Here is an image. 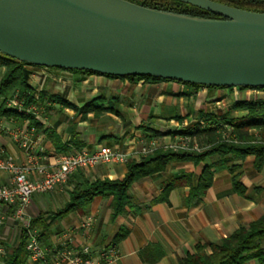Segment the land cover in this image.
<instances>
[{"label":"crops","instance_id":"1","mask_svg":"<svg viewBox=\"0 0 264 264\" xmlns=\"http://www.w3.org/2000/svg\"><path fill=\"white\" fill-rule=\"evenodd\" d=\"M5 71L0 67V81ZM27 71L28 84L35 95L31 106L36 114L30 115L39 126L31 125L28 119L14 117H7V125L35 129L29 137L33 141V153L41 163L55 165L61 154L93 153L102 146L129 155L126 163L80 169L67 184L50 193L33 196L27 220L36 219L41 212L48 213L50 249H61L66 245L81 251L89 247L92 258L97 261L102 251L115 247L117 259L106 264H150L142 259L141 253L154 246L162 252V258L155 264H179L187 255L194 254L197 246L209 247L241 228L248 229L264 217V168L257 171L255 158L247 156L233 159L225 169L215 171L212 186L200 200L190 198L191 187L198 184L204 167L217 162L218 157L208 158L199 165L175 161L165 171L136 182L130 195L139 211L128 209L126 214L112 220L111 200L97 197L85 210L54 219L52 214L70 202V194L76 185L98 179L123 180L128 171L127 164L141 158L135 153L143 146L153 141L160 145L177 142L182 137L180 132L199 124L204 126L206 117L216 120L244 117L246 111L233 109V106L243 100L249 101V98H232L239 95L237 88H199L174 81L146 79L131 81L32 66H28ZM239 91L256 90L239 88ZM54 98L68 102L73 108ZM93 101L106 109L84 114L81 110ZM110 107L116 112L107 109ZM0 148L18 163L28 162L20 145L3 133H0ZM232 167H238L236 173L245 189L243 194L234 188ZM174 180L177 186L165 200L157 201L162 198L165 185ZM11 183L9 173H0V186ZM15 210L16 206L2 207L0 245L5 248L6 255L0 259V264H5L23 241L24 228L16 220ZM122 228L129 234L115 245L114 240ZM26 264L56 263L52 260L37 263L28 259ZM248 264L259 262L253 260Z\"/></svg>","mask_w":264,"mask_h":264},{"label":"water","instance_id":"2","mask_svg":"<svg viewBox=\"0 0 264 264\" xmlns=\"http://www.w3.org/2000/svg\"><path fill=\"white\" fill-rule=\"evenodd\" d=\"M177 1L224 19L126 0H0V53L32 67L264 89V14Z\"/></svg>","mask_w":264,"mask_h":264},{"label":"trees","instance_id":"3","mask_svg":"<svg viewBox=\"0 0 264 264\" xmlns=\"http://www.w3.org/2000/svg\"><path fill=\"white\" fill-rule=\"evenodd\" d=\"M139 6L161 12L179 14L183 16L221 20V16L206 12L194 6L179 2L177 0H126ZM239 10L257 12L264 14V0H211ZM24 62L18 61L0 53V67L6 69L0 81V99L8 97L15 91H19L26 98V106L30 107L35 102V95L28 84L27 67ZM41 68V67H40ZM61 70V69H60ZM67 71V70H65ZM88 75H100L89 71H76ZM117 78V77H112ZM131 81L146 79L151 82L170 81L153 77H127ZM175 82V81H174ZM180 83V82H178ZM184 84V83H181ZM194 87L198 85L186 84ZM208 88V87H205ZM215 88V87H210ZM223 89V88H220ZM226 89V88H225ZM234 89V88H229ZM247 90L250 88H240ZM264 91L262 88L251 89ZM55 101L64 106L72 107L71 104L59 98ZM104 106L93 101L85 106L81 111L88 114L92 111H103ZM116 112L115 108H107ZM233 109L246 111L244 117L236 119L205 118V125H197L191 130L182 131L179 135L197 141L200 146H205L200 152H175L172 150L159 149L153 155L141 157L127 164V174L123 180L98 179L91 183L76 185L70 194V202L60 211L52 214L54 219H60L71 212L82 211L88 208L97 197L111 200L112 220L127 213L128 209H136L130 191L133 185L139 180L151 175L165 171L168 165L175 161L191 162L199 165L211 157H218V161L211 165H206L196 186L191 187L190 198L200 200L210 189L214 179V172L225 169L233 159H245L247 156L255 158V168L262 171L264 168V142H256L257 137L250 133L251 130H259L264 136V100H254L251 102L242 101L234 104ZM0 115L14 117L16 119H28L31 125L39 126L32 115L18 114L15 109L8 110L4 102L0 104ZM231 128V138L238 143L225 141L223 134ZM55 144L58 140L53 137ZM203 143L205 145H203ZM233 173V185L237 192L243 194L245 189L239 183L238 167L230 168ZM187 177V176H184ZM177 186L176 180L168 183L164 187L163 196L165 200L169 193ZM137 208L136 211H139ZM47 212L40 215L30 222L31 230H37L38 240L47 247L52 248L49 238V225L47 223ZM129 234V231L122 228L114 240V244L120 243ZM29 236L26 231L23 234V241L15 252L5 260V264H26L29 253L26 249ZM210 250V253L208 252ZM142 259L150 264L157 263L162 258V252L157 247H149L142 251ZM256 260L259 264H264V217L253 222L248 229L241 228L235 234L227 237L209 247L199 245L194 254H189L179 264H248Z\"/></svg>","mask_w":264,"mask_h":264},{"label":"built area","instance_id":"4","mask_svg":"<svg viewBox=\"0 0 264 264\" xmlns=\"http://www.w3.org/2000/svg\"><path fill=\"white\" fill-rule=\"evenodd\" d=\"M3 102L8 110L15 109L18 114H36L33 106H26V98L19 91L0 99V104ZM8 121L7 116L0 115V133L11 137L20 145L28 158V162L25 164L18 163L13 156L0 148V173H9L12 179L10 185L0 186V224L3 219L2 207L16 206L15 218L22 223L24 231L29 236L26 249L29 253V259L33 262L47 263L52 260L56 264L65 261L67 264H106L116 260L118 254L115 247L102 251L97 261L92 258V251L89 247H85L81 251L72 250L66 245L61 249H47L38 240V231L31 230V221L27 219L34 195L47 194L56 187L67 184L71 176L80 169L97 165L126 163L129 155L102 146L93 153L75 151L61 154L57 164L46 165L41 163L40 159L33 153V141L29 135L35 129L18 126L10 127L7 125ZM232 131L231 128H228L227 132L223 134V138L225 141L238 143L236 139L231 138ZM255 134L257 137L256 142H264L260 132ZM159 149L175 152H200L203 150L199 145L192 144L190 138L182 136L177 142L164 146L155 141L150 142L138 150L135 156H151ZM5 255V248L0 245V259Z\"/></svg>","mask_w":264,"mask_h":264},{"label":"rangeland","instance_id":"5","mask_svg":"<svg viewBox=\"0 0 264 264\" xmlns=\"http://www.w3.org/2000/svg\"><path fill=\"white\" fill-rule=\"evenodd\" d=\"M237 89H238V94L239 95H237V96L233 95L232 98H237L238 96H239L240 100H243L244 98H249L248 102H251V101H254V100H264V91H255V92H253V91L251 92L250 91V92L247 93V91L244 92V91H239V88H237ZM230 93L234 94V91H230ZM245 113H247V112H245ZM258 132H260V131L259 130H251L250 131V133L253 134L254 136H256L255 133H258ZM262 137H263V140H264V136H262ZM191 141H192V144L199 145L197 141H193V140H191ZM173 143H175V142H173ZM170 144H172V143H170ZM203 145H205V144L203 143ZM162 146H164V145H162ZM199 147L201 149H204L205 146L202 147V146L199 145Z\"/></svg>","mask_w":264,"mask_h":264}]
</instances>
